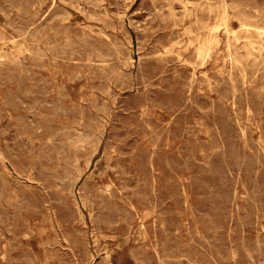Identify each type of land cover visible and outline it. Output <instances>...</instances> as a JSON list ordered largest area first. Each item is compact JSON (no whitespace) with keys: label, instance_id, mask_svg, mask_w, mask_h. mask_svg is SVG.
I'll return each instance as SVG.
<instances>
[{"label":"rangeland","instance_id":"374dc122","mask_svg":"<svg viewBox=\"0 0 264 264\" xmlns=\"http://www.w3.org/2000/svg\"><path fill=\"white\" fill-rule=\"evenodd\" d=\"M98 1L0 0V264H245L243 260L246 264H264V0ZM250 3L254 5L253 8ZM53 11L55 14H52ZM70 27L71 29H64ZM178 40L181 41L180 44ZM124 61L127 63L124 64ZM256 61L263 63L259 65ZM71 62L76 63V66ZM235 69L238 70L234 71ZM72 109L75 111H71ZM77 120L79 124L75 123ZM189 120H192L191 123ZM203 140L204 143L201 142ZM94 142L99 143L98 146ZM149 168L151 169L148 170ZM127 175L129 176L126 177ZM122 185L124 189H121ZM113 186L117 188L114 189ZM87 194L93 195L89 197ZM65 210L69 213L64 212ZM53 239L55 240L52 241ZM152 258H156L155 261Z\"/></svg>","mask_w":264,"mask_h":264},{"label":"bare ground","instance_id":"6f19581e","mask_svg":"<svg viewBox=\"0 0 264 264\" xmlns=\"http://www.w3.org/2000/svg\"><path fill=\"white\" fill-rule=\"evenodd\" d=\"M25 1H26V0H25ZM89 1H90V0H89ZM94 1H95V0H94ZM97 1H98V0H97ZM101 1H102V0H101ZM117 1H118V0H117ZM152 1H153V0H152ZM198 1H199V0H198ZM38 2H39V1H38ZM65 2H66V1H65ZM77 2H78V1H77ZM87 2H88V1H87ZM87 2H86V4H87ZM98 2H100V1H98ZM131 2H132V1H131ZM154 2H155V1H154ZM154 2H153V3H154ZM159 2H161V1H159ZM189 2H190V1H189ZM263 2H264V1H263ZM3 3H4V2H3ZM16 3H17V2H16ZM78 3H79V2H78ZM78 3H77V4H78ZM91 3H92V2H91ZM94 3H95V2H94ZM96 3H97V2H96ZM124 3H125V2H124ZM139 3H140V2H139ZM147 3H148V2H147ZM149 3H150V2H149ZM202 3H203V1H202ZM4 4H5V3H4ZM77 4H76V5H77ZM220 4H221V3H220ZM224 4H225V3H224ZM245 4H246V3H245ZM250 4H252V3H250ZM255 4H256V2L254 3V5H255ZM26 5H27V3H26ZM38 5H39V4H38ZM80 5H81V4H80ZM97 5H99V3H98ZM176 5H177V4H176ZM246 5H247V4H246ZM252 5H253V4H252ZM254 5L251 6V7L253 8ZM50 6H51V5H50ZM123 6H124V4H123ZM145 6H146V5H145ZM166 6H167V5H166ZM216 6H217V5H216ZM255 6H256V5H255ZM1 7H2V6H1ZM137 7H138V6H137ZM202 7H204V5H202ZM202 7H200V8H202ZM221 7H222V6H221ZM10 8H11V7H10ZM103 8H104V7H103ZM113 8H114V7H113ZM241 8H243V7H241ZM35 9H36V8H35ZM38 9H39V8H38ZM38 9H37V10H38ZM65 9H66V8H65ZM105 9H106V8H105ZM125 9H126V8H125ZM125 9H123V10H125ZM139 9H140V8H139ZM159 9H160V8H159ZM165 9H166V8H165ZM180 9H181V8H180ZM202 9H203V8H202ZM204 9H205V7H204ZM208 9H209V8H208ZM215 9H216V7H215ZM8 10H10V9L8 8ZM32 10H33V9H32ZM61 10H62V9H61ZM63 10H64V8H63ZM118 10H119V9H118ZM120 10H121V9H120ZM162 10H163V9H162ZM177 10H178V9H177ZM206 10H207V9H206ZM209 10H210V9H209ZM209 10H207V11H209ZM241 10H242V9H241ZM241 10H240L239 12H241ZM2 11H3V9H2ZM57 11H58V10H57ZM65 11H66V10H65ZM67 11H68V10H67ZM67 11H66V12H67ZM140 11H141V10H140ZM165 11H166V10H165ZM178 11H179V10H178ZM207 11H206V12H207ZM242 11H243V10H242ZM249 11H250V10H249ZM16 12H19V11H16ZM27 12H28V11H27ZM63 12H64V11H63ZM63 12H62V13H63ZM82 12H84V11L82 10ZM123 12H124V11H123ZM170 12H171V11H170ZM199 12H200V11H199ZM204 12H205V11H204ZM209 12H210V11H209ZM5 13H6V12H5ZM7 13H8V12H7ZM14 13H15V12H14ZM60 13H61V12H60ZM80 13H81V12H80ZM88 13H89V12H88ZM90 13H91V12H90ZM94 13H95V12H94ZM121 13H122V12H121ZM153 13H154V12H153ZM158 13H159V12H158ZM180 13H181V12H180ZM202 13H203V12H202ZM242 13H243V12H242ZM42 14H43V13H42ZM52 14H55V12L53 11ZM52 14H51V16H52ZM67 14L69 15V12H68ZM82 14H83V13H82ZM92 14H93V13H92ZM105 14H106V12H105ZM105 14H104V15H105ZM116 14H117V13H116ZM119 14H120V13H119ZM159 14H160V13H159ZM162 14H164V13H162ZM183 14L185 15L184 12H183ZM208 14H209V13H208ZM237 14H238V12H237ZM240 14H241V13H240ZM33 15H34V14H33ZM37 15H38V14H37ZM94 15H95V14H94ZM102 15H103V14H102ZM124 15H125V14H124ZM130 15H131V14H130ZM167 15H168V14H167ZM247 15H248V14H247ZM3 16H4V15H3ZM34 16H36V15H34ZM43 16H44V15H43ZM59 16H61V15H59ZM90 16H92V15H90ZM99 16H101V14H100ZM115 16H116V15H115ZM209 16H210V15H209ZM31 17H32V16H31ZM31 17H30V18H31ZM63 17H64V15H63ZM65 17H66V16H65ZM92 17H97V16H92ZM118 17H120V16H118ZM121 17H122V16H121ZM163 17H164V16H163ZM166 17H167V16H166ZM177 17H178V16H177ZM5 18H6V17H5ZM208 18H209V17H208ZM12 19H13V18H12ZM39 19H40V18H39ZM57 19H58V18H57ZM117 19H118V18H117ZM121 19H122V18H121ZM166 19H167V18H166ZM168 19H169V17H168ZM168 19H167V20H168ZM236 19H237V18H236ZM15 20H16V19H15ZM40 20H41V19H40ZM52 20H53V19H52ZM93 20H94V19H93ZM259 20H260V19H259ZM27 21H28V20H27ZM33 21H34V20H33ZM33 21H32V22H33ZM97 21H98V20H97ZM118 21H119V20H118ZM146 21H147V19H146ZM154 21H155V20H154ZM162 21H163V20H162ZM238 21H239V20H238ZM15 22H16V21H15ZM109 22H110V21H109ZM111 22H113V21H111ZM152 22H153V21H152ZM8 23H9V22H8ZM35 23H36V22H35ZM101 23H102V22H101ZM104 23H105V22H104ZM113 23H114V22H113ZM129 23H130V22H129ZM132 23H133V22H132ZM192 23L195 24V22H192ZM5 24H6V23H5ZM5 24H4V25H5ZM31 24H32V23H31ZM47 24H48V23H47ZM50 24H51V23H50ZM150 24H151V23H150ZM158 24H159V22H158ZM19 25H20V24H19ZM84 25H85V24H84ZM90 25H91V24H90ZM94 25H95V24H94ZM104 25H106V24H104ZM121 25H122V24H121ZM159 25H163V24H159ZM159 25H158V26H159ZM7 26H8V25H7ZM33 26H34V25H33ZM39 26H40V25H39ZM39 26H38V27H39ZM47 26H48V25H47ZM58 26H59V25H58ZM73 26H75V25H73ZM81 26H82V25H81ZM91 26H93V25H91ZM91 26H90V27H91ZM151 26H152V25H151ZM165 26H166V25H165ZM193 26H194V25H193ZM193 26H192V27H193ZM245 26H247V25H245ZM54 27H55V26H54ZM66 27H68V26H66ZM83 27H84V26H83ZM96 27H97V25H96ZM112 27H113V26H112ZM112 27H111V28H112ZM114 27H115V26H114ZM136 27H137V26H136ZM148 27H149V26H148ZM148 27H147V28H148ZM194 27H195V26H194ZM262 27H263V26H262ZM2 28H3V27H2ZM13 28H14V27H13ZM27 28H28V26H27ZM29 28H30V27H29ZM85 28H86V27H85ZM122 28H123V27H122ZM163 28H164V26H163ZM203 28H204V27H203ZM42 29H43V28H42ZM49 29H50V28H49ZM64 29H65V30H66V29H71V27H70V28H64ZM102 29H103V28H102ZM113 29H114V28H113ZM120 29H121V28H120ZM136 29H137V28H136ZM136 29H135V30H136ZM156 29H157V28H156ZM200 29H202V28L200 27ZM223 29H224V28H223ZM10 30H11V28H10ZM59 30H60V29H59ZM62 30H63V27H62ZM74 30H75V29H74ZM87 30H88V29L86 28V32H87ZM141 30H142V29H141ZM160 30H161V29H160ZM167 30H168V29H167ZM93 31H94V30H93ZM17 32H18V31H17ZM40 32H41V30H40ZM61 32L63 33V31H61ZM78 32H79V31H78ZM89 32H90V31H89ZM100 32H101V31H100ZM157 32H158V31H157ZM262 32H263V31H262ZM73 33H75V32H73ZM94 33H96V32H94ZM139 33H140V32H139ZM162 33H163V32H162ZM178 33H179V32H178ZM210 33H211V32H210ZM1 34H3V33H1ZM56 34H57V33H56ZM59 34H60V33H59ZM79 34H80V33H79ZM82 34H83V33H82ZM86 34H88V33H86ZM166 34H167V33H166ZM227 34H228V33H227ZM259 34H260V33H259ZM39 35H40V34H39ZM44 35H45V33H44ZM74 35H75V34H74ZM91 35H92V34H90V36H91ZM93 35H95V34H93ZM160 35H161V34H160ZM209 35H210V34H209ZM1 36H2V35H1ZM4 36H5V35H4ZM42 36H43V35H42ZM80 36H82V35H80ZM85 36H86V35H85ZM138 36H139V35H138ZM161 36H162V35H161ZM183 36H184V35H183ZM232 36H233V35H232ZM12 37H13V35H12ZM18 37H20V36H18ZM54 37H55V36H54ZM77 37H78V36H77ZM88 37H89V36H88ZM95 37H96V36H95ZM162 37H164V35H163ZM177 37H178V36H177ZM209 37H210V36H209ZM243 37H245V36H243ZM0 38H1V37H0ZM78 38H80V37H78ZM83 38H84V36H83ZM98 38H99V37H98ZM101 38H103V36L100 37V39H101ZM109 38H110V37H109ZM111 38H112V37H111ZM124 38H125V37H124ZM150 38H151V37H150ZM178 38H179V37H178ZM238 38H239V37H238ZM246 38H247V37H246ZM2 39H3V38H2ZM6 39H7V38H6ZM8 39H9V38H8ZM14 39H15V38H14ZM24 39H25V38H24ZM28 39H29V38H28ZM33 39H34V38H33ZM65 39H66V38H65ZM76 39H77V38H76ZM88 39H89V38H88ZM100 39H99V40H100ZM118 39H119V38H118ZM127 39H128V38H127ZM127 39H126V40H127ZM156 39H157V38H156ZM180 39H182V38H180ZM212 39H213V38H212ZM12 40H13V39H12ZM37 40H38V39H37ZM37 40H36L35 42H37ZM53 40H54V39H53ZM62 40H63V39H62ZM73 40H74V39H73ZM109 40H110V39H109ZM166 40H167V39H166ZM13 41H14V40H13ZM38 41H39V40H38ZM121 41H122V40H121ZM121 41H120V42H121ZM156 41H157V40H156ZM159 41H162V40H159ZM178 41H179L178 43L180 44L181 41H180V40H178ZM31 42H32V41H31ZM33 42H34V41H33ZM50 42H52V41H50ZM56 42H57V41H56ZM58 42H59V41H58ZM72 42H74V41H72ZM80 42H81V41H80ZM118 42H119V40H118ZM137 42H138V41H137ZM48 43H49V42H48ZM62 43H63V42H62ZM70 43H71V42H70ZM102 43H103V41H102ZM128 43H129V40H128ZM158 43H159V42H158ZM208 43H209V42H208ZM46 44H47V43H46ZM67 44H68V43H67ZM103 44H104V43H103ZM107 44H108V41H107ZM144 44H145V43H144ZM155 44H156V43H155ZM170 44H171V43H170ZM176 44H177V43H176ZM179 44H178V45H179ZM228 44H229V43H228ZM49 45H51V44H49ZM49 45H48V46H49ZM59 45H60V44H59ZM62 45H63V44H62ZM65 45H66V44H65ZM69 45H70V44H69ZM73 45H74V44H73ZM149 45H150V44H149ZM167 45H168V44H167ZM226 45H227V44H226ZM48 46L46 45V47H48ZM66 46H67V45H66ZM113 46H114V45H113ZM119 46H120V45H119ZM125 46H126V45H125ZM151 46H152V45H151ZM171 46H172V45H171ZM206 46H207V45H206ZM21 47H22V46H21ZM56 47H57V46H56ZM59 47H60V46H59ZM59 47H58V48H59ZM67 47H69V46H67ZM93 47H94V46H93ZM109 47H110V46H109ZM117 47H118V46H117ZM143 47H144V46H143ZM156 47H157V46H156ZM164 47H165V46H164ZM164 47H163V48H164ZM0 48H1V47H0ZM10 48H11V47H10ZM33 48H34V47H33ZM37 48H39V47H37ZM37 48H36V49H37ZM54 48H55V46H54ZM62 48H64V47L62 46ZM84 48H85V47H84ZM89 48H91V47H89ZM126 48H127V46H126ZM151 48H152V47H151ZM172 48H173V47H172ZM19 49L22 50L23 48H19ZM34 49H35V48H34ZM43 49H44V48H43ZM50 49H51V48H50ZM56 49H57V48H56ZM167 49H168V48H167ZM178 49H179V48H178ZM27 50L29 51L28 48H27ZM40 50H41V49H40ZM46 50H47V49H46ZM90 50H91V49H90ZM90 50H89V51H90ZM170 50H171V48H170ZM170 50L168 49V51H170ZM2 51H3V50H2ZM25 51H26V50H25ZM34 51H35V50H34ZM34 51H33V52H34ZM37 51H38V50H37ZM52 51H53V50H52ZM83 51H84V50H83ZM94 51H95V50H94ZM125 51H126V50H125ZM166 51H167V50H166ZM171 51H172V50H171ZM180 51H182V50H180ZM8 52H9V51H8ZM8 52H7V53H8ZM21 52H22V51H21ZM43 52H45V51H43ZM49 52H50V50H49ZM117 52H118V51H117ZM161 52H164V51H161ZM175 52L178 53V51H176V50H175ZM202 52H203V51H202ZM22 53H23V52H22ZM24 53H25V52H24ZM34 53H35V52H34ZM50 53H51V52H50ZM53 53H54V51H53ZM67 53H69V52H67ZM67 53H66V54H67ZM88 53H90V52H88ZM91 53H92V51H91ZM142 53H143V52H142ZM168 53H170V52H168ZM182 53H183V52H182ZM203 53H204V52H203ZM5 54H6V53L4 52V55H5ZM30 54L32 55V53H30ZM74 54H75V53H74ZM76 54H77V53H76ZM118 54H119V53H118ZM128 54H129V53H128ZM163 54L165 55V53H163ZM171 54H172V53H171ZM188 54H189V53H188ZM188 54H187V55H188ZM194 54H195V53H194ZM206 54H207V52H206ZM8 55H9V54H8ZM46 55H47V54H46ZM61 55H62V54H61ZM96 55H97V54H95V56H96ZM116 55H117V53H116ZM138 55H139V54H138ZM174 55H175V54H174ZM178 55H179V53H178ZM10 56H11V55H10ZM54 56H55V55H54ZM62 56H63V55H62ZM121 56H122V55H121ZM155 56H156V55H155ZM180 56H181V55H180ZM195 56H196V55H195ZM6 57H8V56H6ZM11 57H12V56H11ZM16 57H17V56H16ZM16 57H15V58H16ZM23 57H24V56H23ZM27 57H28V56H27ZM44 57H45V56H44ZM51 57H52V56H51ZM80 57H81V56H80ZM85 57H86V56H85ZM98 57H99V56H98ZM170 57H171V56H170ZM178 57H179V56H178ZM184 57H185V56H184ZM13 58H14V56H13ZM24 58H25V57H24ZM56 58H59V57H56ZM70 58H71V57H70ZM139 58H140V57H139ZM164 58H165V57H164ZM261 58H262V57H261ZM5 59L7 60V58H5ZM129 59H130V58H129ZM201 59H202V58H201ZM263 59H264V58H263ZM35 60H36V59H35ZM55 60H56V59H55ZM55 60H54V61H55ZM100 60H101V58H100ZM123 60H124V59H123ZM153 60H154V59H153ZM235 60H236V58H235ZM11 61H12V60H11ZM14 61H15V60H14ZM18 61H19V60H18ZM32 61H33V59H32ZM38 61H39V60H38ZM56 61H57V60H56ZM70 61H71V60H70ZM75 61H77V60H75ZM79 61H81V60H79ZM113 61H114V60H113ZM173 61H174V59H173ZM173 61H172V62H173ZM182 61H183V60H182ZM242 61H244V60H242ZM262 61H263V60H262ZM19 62H20V61H19ZM61 62H62V61H61ZM111 62H112V61H111ZM128 62H129V61H128ZM146 62H147V61H146ZM195 62H196V61H195ZM256 62H257V64L259 63L258 61H256ZM4 63H5V62H4ZM21 63H23V62H21ZM34 63H36V62H34ZM41 63H42V62H41ZM41 63H40V64H41ZM53 63H54V62H53ZM71 63H72V62H71ZM82 63L84 64V62H82ZM85 63H86V62H85ZM87 63H88V61H87ZM114 63H115V62H114ZM125 63H127V62L124 61V64H125ZM198 63H199V62H198ZM234 63H235V62H234ZM245 63H246V60H245ZM260 63L262 64L263 62L260 61ZM260 63H259V65H260ZM75 64H76V63H75ZM75 64L72 63V65L76 66ZM102 64H104V63H102ZM108 64H109V63H108ZM117 64H118V63H116V65H117ZM120 64H121V63H120ZM128 64H129V63H128ZM175 64H176V62H175ZM182 64H183V63H182ZM201 64H202V63H201ZM201 64H199V65H201ZM235 64H236V63H235ZM7 65H8V63H7ZM34 65H35V64H34ZM37 65H38V64H37ZM80 65H81V64H80ZM87 65H88V64H87ZM99 65H100V64H99ZM122 65H123V64H122ZM158 65H159V64H158ZM178 65H180V63L177 64V66H178ZM239 65H241V64H239ZM14 66H15V65H14ZM17 66H18V65H17ZM24 66H26V65H24ZM70 66H71V65H70ZM93 66H95V65H93ZM108 66H109V65H108ZM244 66H245V65H244ZM252 66H253V65H252ZM254 66H255V65H254ZM11 67H12V66H11ZM11 67H10V68H11ZM71 67H72V66H71ZM116 67H117V66H116ZM118 67H119V66H118ZM118 67H117V68H118ZM123 67H124V66H123ZM235 67H236V66H235ZM235 67H234V68H235ZM1 68H2V67H1ZM42 68H43V67H42ZM89 68H90V67H89ZM92 68H93V67H92ZM168 68H169V67H168ZM175 68H176V67H175ZM251 68H252V67H251ZM5 69H6V68H5ZM23 69H24V68H23ZM23 69H22V70H23ZM65 69H66V68H65ZM72 69H73V68H72ZM75 69H76V68H75ZM118 69H119V68H118ZM118 69H116V70L118 71ZM149 69H150V68H149ZM238 69H239V68H238ZM238 69H235L234 71H236V70H238ZM248 69H249V68H248ZM29 70H30V68H29ZM33 70H34V69H33ZM106 70H107V69H106ZM116 70H115V72H116ZM158 70H159V69H158ZM163 70H164V69H163ZM175 70H176V69H175ZM229 70H231V69H229ZM242 70H243V72H244L243 67H242ZM242 70H241V71H242ZM72 71H73V70H72ZM74 71H75V70H74ZM90 71H91V69H90ZM146 71H147V70H146ZM168 71H169V70H168ZM172 71H173V70H172ZM176 71H177V70H176ZM241 71H240V72H241ZM246 71H247V70H246ZM246 71H245V72H246ZM252 71H253V70H252ZM263 71H264V70H263ZM82 72H83V71H82ZM109 72H110V71H109ZM130 72H131V71H130ZM155 72H156V71H155ZM155 72H154V73H155ZM178 72H179V71H178ZM178 72H177V73H178ZM226 72H227V71H226ZM240 72H239V74H240ZM250 72H251V70H250ZM254 72H255V71H254ZM2 73H3V72H2ZM35 73H37V72H35ZM73 73H76V72H73ZM86 73H87V72H86ZM90 73H91V72H90ZM99 73H100V72H99ZM110 73H111V72H110ZM112 73H113V72H112ZM177 73H176V74H177ZM181 73H182V72H181ZM246 73H247V72H246ZM261 73H262V72H261ZM84 74H85V73H84ZM113 74H114V73H113ZM115 74H117V73H115ZM119 74H120V72H119ZM133 74H134V73H133ZM156 74H157V72H156ZM159 74H160V73H159ZM166 74H167V72H166ZM166 74H165V75H166ZM174 74H175V73H174ZM218 74H219V73H218ZM241 74H242V73H241ZM243 74H244V73H243ZM100 75H101V74H100ZM107 75H108V74H107ZM107 75H106V76H107ZM161 75H162V74H161ZM182 75H183V73H182ZM192 75H193V74H192ZM213 75H216V74H213ZM229 75H230V74H229ZM231 75H232V74H231ZM231 75H230V76H231ZM260 75H261V74H260ZM28 76H29V75H28ZM81 76H84V75H81ZM86 76H89V75H86ZM91 76H92V75H91ZM91 76H89V77H91ZM120 76H121V75H120ZM168 76L171 77V75H168ZM187 76H188V75H187ZM187 76H186V78H187ZM203 76H205V75H203ZM221 76H222V75H221ZM226 76H227V75H226ZM230 76H228V78H229ZM233 76H234V75H233ZM103 77H104V75H103ZM131 77H132V76H131ZM164 77H165V76H164ZM173 77H174V76H173ZM189 77H190V76H189ZM211 77H212V76H211ZM231 77H232V76H231ZM234 77H235V76H234ZM1 78H2V77H1ZM29 78H30V76H29ZM31 78H35V77H31ZM43 78H45V77H43ZM98 78H99V77H98ZM107 78H108V77H107ZM111 78H112V77H111ZM111 78H110V79H111ZM152 78H153V77H152ZM152 78H151V79H152ZM202 78H203V77H202ZM243 78H245V77H243ZM251 78H252V77H251ZM74 79H75V78H74ZM79 79H80V78H79ZM79 79H77V80H79ZM151 79H150V80H151ZM168 79H169V78H168ZM199 79H200V78H199ZM224 79H225V78H224ZM7 80H8V79H7ZM7 80H6V82H7ZM14 80H15V79H14ZM70 80H71V79H70ZM70 80H69V81H70ZM115 80H116V78H115ZM131 80H132V79H131ZM200 80H201V79H200ZM200 80H199V81H200ZM202 80H204V79H202ZM234 80H235V79H234ZM242 80H244V79H242ZM26 81H27V80H26ZM50 81H51V80H50ZM74 81H75V80H74ZM90 81H91V80H90ZM106 81H107V79H106ZM151 81H152V80H151ZM171 81H172V80H171ZM213 81H214V80H213ZM219 81H220V80H219ZM231 81H232V80H231ZM8 82H9V81H8ZM8 82H7V83H8ZM11 82H12V81H11ZM27 82H28V81H27ZM43 82H44V81H43ZM48 82H49V81H48ZM110 82H111V81H110ZM149 82H150V81H149ZM175 82H176V80H175ZM201 82H202V81H201ZM217 82H218V81H217ZM217 82H216V83H217ZM233 82H234V81H233ZM243 82H244V81H243ZM46 83H47V82H46ZM130 83H131V82H130ZM146 83H147V82H146ZM235 83H236V82H235ZM237 83H239V82H237ZM241 83H242V82H241ZM254 83H255V82H254ZM8 84H9V83H8ZM12 84H13V83H12ZM62 84H63V83H62ZM135 84H136V83H135ZM189 84H190V83H189ZM197 84H199V83H197ZM207 84H208V83H207ZM225 84H226V82H225ZM242 84H243V83H242ZM106 85H107V84H106ZM118 85H119V84H118ZM126 85H129V84H126ZM126 85H125V86H126ZM132 85H133V84H132ZM166 85H167V84H166ZM184 85H185V84H184ZM213 85H214V84H213ZM220 85H221V84H220ZM232 85H234V83H233ZM4 86H5V85H4ZM16 86H17V85H16ZM35 86H36V85H35ZM61 86H62V85H61ZM90 86H91V85H90ZM101 86H102V85H101ZM103 86H104V84H103ZM130 86H131V85H130ZM168 86H169V85H168ZM187 86H188V85H187ZM0 87H1V86H0ZM46 87H47V86H46ZM106 87H107V86H106ZM106 87H103V88H106ZM110 87H111V86H110ZM214 87H215V86H214ZM217 87L220 88V86H217ZM221 87H222V86H221ZM226 87H227V86H226ZM34 88H35V87H34ZM48 88H49V87H48ZM51 88H52V87H51ZM91 88H93V86H92ZM91 88H90V89H91ZM101 88H102V87H101ZM139 88H140V87H139ZM141 88H142V87H141ZM178 88H179V87H178ZM197 88H198V87H197ZM261 88H262V87H261ZM16 89H18V88H16ZM96 89H98V88H96ZM107 89H110V88H107ZM107 89H106V90H107ZM119 89H120V88H119ZM128 89H129V88H128ZM180 89H181V88H180ZM192 89H193V88H192ZM198 89H199V88H198ZM212 89H213V87H212ZM65 90H66V89H65ZM156 90H157V89H156ZM162 90H163V89H162ZM216 90H217V89H216ZM218 90H219V89H218ZM221 90H222V88H221ZM234 90L236 91V88H235ZM51 91H52V90H51ZM90 91H91V90H90ZM100 91H101V90H100ZM104 91H105V90H104ZM107 91H108V90H107ZM110 91H111V90H110ZM123 91H125V90H123ZM139 91H140V90H139ZM157 91H158V90H157ZM177 91H180V90H177ZM184 91H185V89H184ZM184 91H183V92H184ZM188 91H189V90H188ZM192 91H193V90H192ZM222 91H223V90H222ZM59 92H60V91H59ZM59 92H58V93H59ZM133 92H134V91H133ZM160 92H161V91H160ZM170 92H172V91H170ZM173 92H175V90H174ZM186 92H187V91H186ZM195 92H197V90H196ZM195 92H194V93H195ZM216 92H217V91H216ZM216 92H215V93H216ZM220 92H221V91H219V93H220ZM239 92H240V91H239ZM60 93H62V92H60ZM92 93H93V92H92ZM96 93H97V92H96ZM140 93H141V92H140ZM165 93L167 94L168 92H165ZM181 93H182V92H181ZM191 93H192V92H191ZM194 93H193V94H194ZM221 93H222V92H221ZM105 94H106V93H105ZM166 94H165V96H166ZM174 94H175V93H174ZM176 94H178V93L176 92ZM179 94H180V93H179ZM196 94H197V93H196ZM196 94H195V95H196ZM230 94H231V93H230ZM235 94H236V92H235ZM4 95H5V94H4ZM33 95H35V94L33 93ZM36 95H37V94H36ZM94 95H95V94H94ZM156 95H157V94H156ZM158 95H159V94H158ZM161 95H162V94H161ZM233 95H234V94H233ZM21 96H22V95H21ZM29 96H30V94H29ZM57 96H60V95L58 94ZM111 96H112V95H111ZM152 96H153V95H152ZM165 96H164V97H165ZM171 96H172V95H171ZM183 96H184V95H183ZM220 96H221V94H220ZM220 96H219V97H220ZM231 96H232V95H231ZM241 96H242V95H241ZM245 96H246V95H245ZM245 96L243 95V97H245ZM259 96H261V95H259ZM93 97H94V96H93ZM97 97H98V96H97ZM132 97L134 98V96H132ZM156 97H157V96H156ZM185 97H186V96H185ZM187 97H188V96H187ZM187 97H186V98H187ZM232 97H233V96H232ZM243 97H242V98H243ZM0 98H1V96H0ZM24 98H26V97H24ZM46 98H47V97H46ZM103 98H104V97H103ZM108 98H109V97H108ZM112 98H113V97H112ZM196 98H197V97H196ZM199 98H200V96H199ZM199 98H198V99H199ZM201 98H202V97H201ZM227 98H229V97H227ZM5 99H6V96H5ZM10 99H11V98H10ZM55 99H56V98H55ZM113 99H114V98H113ZM119 99H120V98H119ZM122 99H124V98H122ZM122 99H121V100H122ZM125 99H126V98H125ZM129 99H130V98H129ZM137 99H138V98H137ZM139 99H140V98H139ZM163 99H164V98H163ZM171 99H172V98H171ZM206 99H207V98H206ZM210 99H211V98H210ZM240 99H241V98H240ZM240 99H238V100H240ZM1 100H2V99H1ZM28 100H29V99H27V101H28ZM127 100H128V99H127ZM177 100H178V98H177ZM184 100H185V99H184ZM186 100H187V99H186ZM202 100H203V99H202ZM207 100H209V99H207ZM3 101H4V100H3ZM18 101H19V100H18ZM55 101H57V99H56ZM128 101H129V100H128ZM187 101H189V100H187ZM196 101H199V100H196ZM215 101H216V99H215ZM218 101H219V100H218ZM222 101H223V100H222ZM226 101H227V100H226ZM107 102H108V101H107ZM114 102H115V101H114ZM122 102H123V101H122ZM124 102H125V101H124ZM134 102H135V101H134ZM173 102H174V100H173ZM179 102H180V101H179ZM182 102H183V101H182ZM182 102H181V103H182ZM191 102H192V101H191ZM203 102H204V101H203ZM207 102H208V101H207ZM227 102H228V101H227ZM2 103H3V102H2ZM57 103H58V101H57ZM126 103H127V101H126ZM143 103H144V102H143ZM165 103H166V102H165ZM192 103H194V102H192ZM196 103H197V102H196ZM198 103H199V102H198ZM204 103H205V102H204ZM208 103H210V102H208ZM18 104H19V103H17V105H18ZM26 104H27V103H26ZM79 104H80V103H79ZM95 104H96V103H95ZM134 104H135V103H134ZM202 104H203V103H202ZM211 104H212V103H211ZM216 104H218V103L216 102ZM24 105H25V104H24ZM87 105H88V104H87ZM142 105H143V104H142ZM182 105H183V103H182ZM196 105H197V104H196ZM254 105H255V104H254ZM76 106H78V105H76ZM76 106H75V107H76ZM124 106H125V105H124ZM131 106H132V105H131ZM201 106H202V105H201ZM206 106H207V105H206ZM212 106H213V105H212ZM216 106H217V105H216ZM220 106H221V105H220ZM7 107H8V106H7ZM66 107H67V106H66ZM132 107H133V106H132ZM144 107H145V106H144ZM156 107H157V106H156ZM193 107H194V106H193ZM202 107H203V106H202ZM217 107H218V106H217ZM217 107H216V108H217ZM252 107H253V106H252ZM81 108H82V107H81ZM81 108H79V109H81ZM110 108H111V107H110ZM138 108H139V107H138ZM140 108H141V107H140ZM153 108H154V107H153ZM209 108H210V107H209ZM213 108H214V107H213ZM246 108H247V106H246ZM47 109H49V107H48ZM73 109H75V108H73ZM73 109H72L71 111H75V110H73ZM77 109H78V108H77ZM82 109H83V108H82ZM85 109H86V108H85ZM121 109H122V108H121ZM125 109H126V108H125ZM149 109H150V107H149ZM225 109H226V108H225ZM6 110H7V109H6ZM183 110H184V109H183ZM197 110H198V108H197ZM207 110H208V109H207ZM209 110H210V109H209ZM209 110H208V111H209ZM214 110H215V109H214ZM228 110H229V109H228ZM23 111H24V110H23ZM47 111H48V110H47ZM68 111H69V110H68ZM78 111H79V110H78ZM83 111H84V110H83ZM85 111H86V110H85ZM133 111H134V110H133ZM138 111H139V110H138ZM149 111H150V110H149ZM176 111H177V110H176ZM193 111H194V110H193ZM210 111H211V110H210ZM233 111H234V110H233ZM258 111H259V110H258ZM15 112H16V111H14V113H15ZM25 112H26V111H25ZM52 112H53V111H52ZM66 112H67V111H66ZM87 112H88V111H87ZM101 112H102V111H101ZM144 112H146V111H144ZM183 112H184V111H183ZM216 112H217V111H216ZM256 112H257V111H256ZM263 112H264V111H263ZM0 113H1V112H0ZM6 113H7V112H6ZM39 113H41V112H39ZM43 113H44V112H43ZM115 113H116V112H115ZM149 113H150V112H149ZM178 113H179V112H178ZM236 113H237V112H236ZM236 113H235V115H236ZM53 114H54V113H53ZM84 114H85V113H84ZM88 114H89V113H88ZM104 114H105V113H104ZM107 114H108V112H107ZM110 114H111V113H110ZM116 114H117V113H116ZM119 114H120V113H119ZM176 114H177V113H176ZM211 114H212V113H211ZM230 114H231V112H230ZM258 114H259V113H258ZM5 115H6V114H5ZM30 115H31V114H30ZM43 115H44V114H43ZM64 115H65V114H64ZM66 115H67V114H66ZM77 115H78V114H77ZM82 115H83V114H82ZM85 115H86V114H85ZM137 115H138V114H137ZM141 115H142V114H141ZM185 115H186V114H185ZM185 115H184V116H185ZM191 115H192V114H191ZM225 115H226V114H225ZM6 116H7V115H6ZM6 116H5V117H6ZM15 116H16V115H15ZM57 116H58V115H57ZM73 116H74V115H73ZM101 116H102V115H101ZM117 116H118V115H117ZM121 116H122V115H121ZM192 116H194V115H192ZM218 116H219V114H218ZM228 116H229V115H228ZM30 117H31V116H30ZM41 117H43V116H41ZM75 117H76V116H75ZM81 117H84V116H81ZM87 117H88V116H87ZM114 117H115V116H114ZM122 117H123V116H122ZM143 117H144V116H143ZM148 117H149V116H148ZM186 117H188V116H186ZM214 117H215V116H214ZM216 117H217V116H216ZM216 117H215V118H216ZM226 117H227V115H226ZM72 118H73V117H72ZM84 118H85V117H84ZM101 118H102V117H101ZM116 118H117V117H116ZM170 118H172V117H170ZM189 118H190V117H189ZM194 118H195V117H194ZM194 118H193V119H194ZM202 118H203V117H202ZM209 118H210V117H209ZM211 118H212V116H211ZM224 118H225V117H224ZM0 119H1V118H0ZM73 119H74V118H73ZM80 119H81V118H80ZM82 119H83V118H82ZM88 119H90V118H88ZM124 119H125V118H124ZM137 119H138V118H136V120H137ZM149 119H150V117H149ZM179 119H180V118H179ZM181 119H182V118H181ZM186 119H188V118H186ZM195 119H196V118H195ZM1 120H2V119H1ZM51 120H52V119H51ZM53 120H54V119H53ZM78 120H79V119H78ZM78 120H77L75 123H77ZM100 120H101V119H100ZM120 120H121V119H120ZM132 120H133V118H132ZM139 120H140V119H139ZM171 120H172V119H171ZM203 120H204V119H203ZM6 121H7V120H6ZM12 121H13V120H12ZM117 121H118V120H117ZM133 121H134V120H133ZM140 121H141V120H140ZM142 121H144V120L142 119ZM180 121H181V120H180ZM190 121H192V120H189V122H190ZM215 121H217V120H215ZM86 122H87V121H86ZM86 122H85V123H86ZM118 122H119V121H118ZM196 122H197V121H196ZM91 123H93V122H91ZM98 123H99V122H98ZM106 123H107V122H106ZM112 123H113V122H112ZM145 123H146V122H145ZM154 123H155V122H154ZM165 123H166V122H165ZM173 123H174V122H173ZM177 123H178V122H177ZM190 123H191V122H190ZM203 123H204V122H203ZM203 123H202V124H203ZM208 123H209V126H208V127H210L211 124H210V122H208ZM214 123H215V122H214ZM4 124H5V123H4ZM16 124H17V123H16ZM71 124H72V123H71ZM73 124H74V123H73ZM77 124H79V122H78ZM205 124H207V123H205ZM18 125H19V124H18ZM47 125H48V124H47ZM81 125H82V124H81ZM132 125H133V124H132ZM157 125H158V123H157ZM178 125H179V124H178ZM180 125H181V124H180ZM213 125H214V124H213ZM0 126H1V125H0ZM3 126H4V125H3ZM15 126H16V125H15ZM48 126H49V125H48ZM100 126H101V125H100ZM155 126H156V125H155ZM158 126H159V125H158ZM173 126H174V125H173ZM182 126H183V125H182ZM192 126H193V125H192ZM203 126H204V125H203ZM98 127H99V126H98ZM101 127H102V126H101ZM166 127H167V125H166ZM174 127H175V126H174ZM189 127H190V126H189ZM211 127H212V126H211ZM50 128H51V126H50ZM60 128H62V127H60ZM84 128H85V127H84ZM110 128H112V127H110ZM126 128H127V127H126ZM126 128H125V130H126ZM156 128H157V127H156ZM196 128H197V127H196ZM204 128H205V127H204ZM46 129H48V127H47ZM55 129H57V128H55ZM63 129H65V128H63ZM85 129H86V128H85ZM98 129H99V128H98ZM98 129H97V130H98ZM148 129H149V128H148ZM182 129H183V128H182ZM189 129H190V128H189ZM192 129H193V128H192ZM194 129H195V128H194ZM208 129H210V128H208ZM219 129H220V128H219ZM230 129H231V128H230ZM238 129H239V128H238ZM12 130H13V129H12ZM26 130H27V129H26ZM57 130H58V129H57ZM60 130H62V129H60ZM69 130H71V129H69ZM69 130H68V135H69ZM73 130H74V129H73ZM93 130H94V128H93ZM118 130H119V129H118ZM144 130H145V129H144ZM179 130H180V129H179ZM201 130H202V129H201ZM203 130H205V129H203ZM206 130H207V129H206ZM233 130H234V129H233ZM243 130H244V129H243ZM21 131H22V130H21ZM30 131H31V130H30ZM80 131H81V130H80ZM98 131H100V129H99ZM142 131H143V130H142ZM188 131H189V130H188ZM212 131H213V129H212ZM0 132H1V131H0ZM22 132H23V131H22ZM44 132H45V131H44ZM63 132H64V131H63ZM65 132H66V131H65ZM77 132H78V130H77ZM112 132H113V130H112ZM112 132H111V133H112ZM115 132H116V131H115ZM145 132H146V131H145ZM151 132H152V131H151ZM184 132H185V131H184ZM201 132H202V131H201ZM210 132H211V131H210ZM60 133H61V132H60ZM113 133H114V132H113ZM177 133H178V132H177ZM194 133H195V132H194ZM6 134H7V133H6ZM28 134H29V133H28ZM43 134H44V133H43ZM65 134H67V133H65ZM81 134H82V133H81ZM101 134H102V132H101ZM146 134H147V133H146ZM152 134H153V133H152ZM195 134H196V133H195ZM209 134H210V133H209ZM243 134H244V132H243ZM25 135H26V134H25ZM31 135H32V134H31ZM39 135H40V134H39ZM39 135H38V136H39ZM62 135H63V134H62ZM71 135H72V134H71ZM73 135H74V134H73ZM177 135H178V134H177ZM186 135H188V134H186ZM52 136H53V135H52ZM64 136H65V135H64ZM126 136H127V135H126ZM130 136H131V135H130ZM188 136H189V135H188ZM192 136H193V135H192ZM228 136H229V135H228ZM235 136H238V135H235ZM29 137H30V136H29ZM35 137H37V135H36ZM53 137H54V136H53ZM66 137H67V136H66ZM75 137H76V136H75ZM75 137H74V138H75ZM124 137H125V136H124ZM165 137H166V136H165ZM165 137H164V138H165ZM171 137H172V136H170V138H171ZM181 137H182V136H181ZM185 137H186V136H185ZM195 137H196V136H195ZM233 137H234V136H233ZM7 138H8V137H7ZM30 138H31V137H30ZM47 138H48V137H47ZM108 138H109V137H108ZM141 138H142V136H141ZM143 138H144V137H143ZM178 138H179V137H178ZM187 138H189V137H187ZM191 138H192V137H191ZM193 138H194V137H193ZM218 138H219V137H218ZM236 138H237V137H236ZM36 139L38 140V137H37ZM60 139H61V138H60ZM60 139H59V140H60ZM90 139H91V138H90ZM156 139H157V138H156ZM198 139H200V138H198ZM198 139H197V140H198ZM211 139H212V137H211ZM216 139H217V138H216ZM7 140H8V139H7ZM49 140H50V139H49ZM51 140H53L52 137H51ZM51 140H50V141H51ZM54 140H55V139H54ZM59 140H58V141H59ZM88 140H89V139H88ZM120 140H121V139H120ZM131 140H132V139H131ZM183 140H184V139H183ZM189 140H190V139H189ZM201 140H202V139H201ZM233 140H234V139H233ZM245 140H246V139H245ZM248 140H249V139H248ZM0 141H1V140H0ZM43 141H44V140H43ZM43 141H42V142H43ZM79 141H80V140H79ZM113 141H114V140H113ZM155 141H156V140H155ZM220 141H221V140H220ZM234 141H235V140H234ZM3 142H4V141H3ZM67 142H68V141H67ZM87 142H91V141H87ZM115 142H116V141H115ZM119 142H120V141H119ZM125 142H127V141H125ZM147 142H148V141H147ZM162 142H163V140H162ZM198 142H199V140H198ZM201 142L204 143L205 141L203 140V141H201ZM206 142H207V141H206ZM216 142H217V141H216ZM238 142H239V141H238ZM244 142H245V141H244ZM4 143H5V142H4ZM50 143H51V142H50ZM59 143H60V141H59ZM94 143H96V142H94ZM112 143H113V142H112ZM160 143H161V142H160ZM186 143H187V142H186ZM203 143H202V144H203ZM212 143H213V142H212ZM219 143H220V142H219ZM245 143H246V142H245ZM28 144H29V143H28ZM33 144H34V143H33ZM53 144H54V143H53ZM68 144H69V143H68ZM68 144H65V145L67 146ZM78 144H79V142H78ZM82 144H84V142H83ZM85 144H86V142H85ZM98 144H99V143H98ZM98 144L96 143L97 146H98ZM115 144H116V143H115ZM184 144H185V141H184ZM188 144H189V143H188ZM190 144H191V143H190ZM210 144H211V143H210ZM4 145H5V144H4ZM9 145H10V144H9ZM16 145H17V144H16ZM55 145H56V144H55ZM59 145H60V144H59ZM62 145H63V144H62ZM80 145H81V144H79V146H80ZM106 145H107V144H106ZM120 145H121V144H120ZM122 145H123V144H122ZM125 145H126V143H125ZM139 145H141V144H139ZM208 145H209V144H208ZM239 145L242 146L243 144H242V143H239ZM258 145H259V144H258ZM11 146H12V145H11ZM34 146H35V145H34ZM45 146H46V145H45ZM48 146H49V145H48ZM51 146H52V145H50V147H51ZM53 146H54V145H53ZM69 146H71V145H69ZM75 146H76V144H75ZM159 146H161V145L159 144ZM191 146H192V144H191ZM203 146H204V145H203ZM214 146H215V145H214ZM252 146H253V145H252ZM50 147H49V148H50ZM56 147H58V146H56ZM72 147H73V146H72ZM122 147H123V146H122ZM127 147H128V146H127ZM151 147H152V146H150V149H151ZM208 147H209V146H208ZM208 147H207V148H208ZM219 147H220V146H219ZM239 147H240V146H239ZM253 147H254V146H253ZM45 148H47V147H45ZM65 148H66V147H65ZM78 148H79V147H78ZM120 148H121V147H120ZM132 148H133V147H132ZM134 148H135V147H134ZM147 148H148V147H147ZM155 148H157V147H155ZM240 148H241V147H240ZM3 149H4V148H3ZM68 149H70V148H68ZM71 149H72V148H71ZM93 149H94V146H93ZM122 149H123V148H122ZM150 149H149V151H150ZM175 149H176V148H175ZM175 149L173 148V150H175ZM201 149H202V148H201ZM203 149H205V148H203ZM219 149H220V148H219ZM72 150H73V149H72ZM126 150H127V149H126ZM215 150H216V149H215ZM250 150H251V149H250ZM262 150H263V149H262ZM7 151H8V150H7ZM22 151H23V150H22ZM74 151H75V150H74ZM80 151H81V150H80ZM140 151H141V150H140ZM190 151H191V150H190ZM201 151H202V150H201ZM222 151H223V150H222ZM246 151H247V150H246ZM255 151H256V150H255ZM77 152H78V151H77ZM107 152H108V150H107ZM137 152H138V151H137ZM141 152H142V151H141ZM145 152H146V151H145ZM211 152H212V151H211ZM6 153H7V152H6ZM6 153H5V154H6ZM16 153H17V152H16ZM73 153H74V152H73ZM112 153H113V152H112ZM122 153H123V152H122ZM124 153H125V151H124ZM142 153H143V152H142ZM146 153H147V152H146ZM163 153H164V152H163ZM184 153H185V151H184ZM249 153H250V152H249ZM256 153H257V152H256ZM259 153H260V151H259ZM9 154H10V153H9ZM22 154H24V153H22ZM27 154H28V153H27ZM33 154H34V152H33ZM60 154H61V153H60ZM60 154H59V155H60ZM69 154H70V152H69ZM92 154H93V153H92ZM110 154H111V153H110ZM139 154H140V153H139ZM173 154H174V153H173ZM260 154H261V153H260ZM7 155H8V154H7ZM62 155H63V154H62ZM124 155H125V154H124ZM126 155H127V154H126ZM188 155H189V154H188ZM211 155H212V154H211ZM211 155H210V156H211ZM257 155H258V154H257ZM31 156H32V155H31ZM57 156H58V154H57ZM68 156H69V155H68ZM110 156H111V155H110ZM142 156L144 157L143 154H142ZM158 156H159V155H158ZM158 156H157V157H158ZM210 156H209V157H210ZM213 156H214V155H212V157H213ZM254 156H256V155H254ZM4 157H5V156H4ZM10 157H11V156H10ZM40 157H41V156H40ZM44 157H46V156H44ZM62 157H63V156H62ZM117 157H119V156H117ZM120 157H121V156H120ZM148 157H149V156H148ZM207 157H208V156H207ZM207 157H206V158H207ZM214 157H215V156H214ZM31 158H32V157H30V159H31ZM35 158H36V157H35ZM42 158H43V157H42ZM58 158H60V156H59ZM63 158H64V157H63ZM121 158H122V157H121ZM154 158H155V157H154ZM0 159H1V158H0ZM24 159H25V158H24ZM27 159H28V158H27ZM40 159H41V158H40ZM76 159H77V158H76ZM83 159H84V158H83ZM123 159H124V158H123ZM163 159H165V158H163ZM215 159H216V158H215ZM258 159H259V157H258ZM3 160H4V159H3ZM13 160H15V159L13 158ZM13 160H12V161H13ZM28 160H29V159H28ZM130 160H131V159H130ZM142 160H143V158H142ZM144 160H145V159H144ZM201 160H202V159H201ZM19 161H20V160H19ZM44 161H45V160H44ZM77 161H78V160H77ZM114 161H116V160H114ZM119 161H120V160H119ZM124 161H125V159H124ZM155 161H156V160H155ZM192 161H193V160H192ZM260 161H262V160H260ZM260 161L258 162L259 164H260ZM28 162H29V161H28ZM73 162H74V161H73ZM142 162H143V164H144V161H142ZM198 162H199V161H198ZM208 162H209V161H208ZM208 162H207V163H208ZM31 163H32V161H31ZM51 163H52V162H51ZM56 163H57V162H56ZM61 163H63V162H61ZM61 163H60V164H61ZM70 163H71V162H70ZM115 163H116V162H115ZM3 164H4V162H3ZM57 164H58V163H57ZM68 164H69V163H68ZM75 164H78V163L76 162ZM82 164H83V163H82ZM121 164H122V163H121ZM128 164H129V163H128ZM147 164H148V163H147ZM149 164H150V163H149ZM156 164H157V163H156ZM204 164H205V163H204ZM262 164H263V163H262ZM262 164H261V165H262ZM11 165H12V164H11ZM14 165H15V164H14ZM37 165H38V164H37ZM73 165H74V164H73ZM78 165H79V164H78ZM125 165H126V164H125ZM137 165H138V164H137ZM201 165H202V164H201ZM30 166H31V165H30ZM38 166H39V165H38ZM126 166H127V165H126ZM126 166H125V168H126ZM148 166H149V165H148ZM163 166H164V165H163ZM31 167H32V166H31ZM51 167H52V166H51ZM113 167H114V166H113ZM113 167H112V168H113ZM131 167H132V166H131ZM138 167H139V165H138ZM149 167H150V166H149ZM261 167H263V166H261ZM52 168H53V167H52ZM58 168H59V167H58ZM58 168H57V169H58ZM76 168H77V167H76ZM132 168H133V167H132ZM161 168H162V167H161ZM194 168H195V167H194ZM197 168H198V167H197ZM197 168H196V169H197ZM13 169H14V168H13ZM31 169H32V168H31ZM77 169H78V168H77ZM79 169H80V168H79ZM141 169H142V168H141ZM141 169H140V170H141ZM150 169H151V168H149L148 170H150ZM196 169H195V170H196ZM46 170H47V169H46ZM260 170H261V168H260ZM81 171H82V170H81ZM117 171H118V170H117ZM119 171H121V170H119ZM138 171H139V170H138ZM154 171H155V169H154ZM180 171H181V170H180ZM193 171H194V170H193ZM193 171H192V172H193ZM1 172H2V171H1ZM23 172H24V170H23ZM23 172H22V173H23ZM71 172H72V171H71ZM74 172H76V171L74 170ZM78 172H79V171H78ZM78 172H77V173H78ZM121 172H122V171H121ZM213 172H214V171H213ZM230 172H231V171H230ZM259 172H260V171H259ZM11 173H12V172H11ZM25 173H26V172H25ZM27 173H28V172H27ZM53 173H54V172H53ZM77 173H75V174H77ZM132 173H133V172H132ZM171 173H172V170H171ZM262 173H263V172H262ZM262 173H261V174H262ZM86 174H89V173H86ZM147 174H148V173H147ZM176 174H177V173H176ZM194 174H195V173H194ZM197 174H198V173H197ZM234 174H235V173H234ZM237 174H238V173H237ZM17 175H18V174H17ZM52 175H53V174H52ZM232 175H233V174H232ZM4 176H5V175H4ZM62 176H63V175H62ZM73 176H74V175H73ZM117 176H118V175H117ZM128 176H129V175H127L126 177H128ZM138 176H139V175H138ZM174 176H175V174H174ZM240 176H243V175H240ZM247 176H248V175H247ZM11 177H12V176H11ZM87 177H88V176H87ZM132 177H133V176H132ZM167 177H168V176H167ZM189 177H190V176H189ZM205 177H206V176H205ZM236 177H237V176H236ZM259 177H261V176H259ZM12 178H13V177H12ZM28 178H30V177H28ZM88 178H89V177H88ZM245 178H246V177H245ZM257 178H258V177H257ZM8 179H9V178H8ZM31 179H32V178H31ZM63 179H64V178H63ZM127 179H128V178H127ZM136 179H137V178H136ZM173 179H174V178H173ZM176 179H177V178H176ZM176 179H175V180H176ZM179 179H180V178H179ZM201 179H202V178H201ZM206 179H207V178H206ZM214 179H215V178H214ZM234 179H235V178H234ZM242 179H243V178H242ZM40 180H41V179H40ZM40 180H39V181H40ZM49 180H50V179H49ZM77 180H78V179H77ZM91 180H92V178H91ZM139 180H140V179H139ZM235 180H236V179H235ZM14 181H15V180H14ZM58 181H59V180H58ZM75 181H76V180H75ZM93 181H94V180H93ZM141 181H142V180H141ZM141 181H140V182H141ZM156 181H157V180H156ZM206 181H207V180H206ZM208 181H209V180H208ZM12 182H13V181H12ZM41 182H42V181H41ZM48 182H49V181H48ZM124 182H125V181H124ZM143 182H144V181H143ZM162 182H163V181H162ZM244 182H245V181H244ZM22 183H23V182H22ZM24 183H25V182H24ZM128 183H129V182H128ZM128 183H127V184H128ZM133 183H134V182H133ZM133 183H132V184H133ZM141 183H142V182H141ZM150 183H151V182H150ZM185 183H187V181H186ZM242 183H243V182H242ZM246 183H247V182H246ZM248 183H249V182H248ZM11 184H12V183H11ZM57 184H58V183H57ZM129 184H130V183H129ZM142 184H143V183H142ZM210 184H211V183H210ZM14 185H15V184H14ZM16 185H17V184H16ZM21 185H22V184H21ZM21 185H20V186H21ZM98 185H99V184H98ZM101 185H102V184H101ZM120 185H121V184H120ZM123 185H124V184H123ZM123 185H122L121 189L123 188ZM243 185H244V184H243ZM245 185H246V184H245ZM20 186H19V187H20ZM22 186H23V185H22ZM35 186H36V185H35ZM86 186H87V185H86ZM117 186H118V185H117ZM140 186H141V185H140ZM160 186H161V185H160ZM11 187H12V185H11ZM11 187H10V188H11ZM19 187H18V188H19ZM23 187H24V186H23ZM38 187H39V186H38ZM83 187H84V186H83ZM88 187H89V186H88ZM113 187H114V186H113ZM119 187H120V186H119ZM124 187H125V186H124ZM175 187H176V186H175ZM178 187H179V186H178ZM178 187H177V190H178ZM228 187H230V186H228ZM5 188H6V187H5ZM12 188H13V187H12ZM36 188H37V186H36ZM39 188L41 189V187H39ZM58 188H59V186H58ZM96 188L98 189L99 187H96ZM101 188H102V186H101ZM115 188H117V187H114V189H115ZM135 188H136V187H135ZM135 188H134V189H135ZM141 188H142V187H141ZM191 188H192V187H191ZM193 188H196V187L193 186ZM245 188H246V187H245ZM13 189H14V188H13ZM73 189H74V188H73ZM97 189H96V190H97ZM102 189H103V188H102ZM106 189H107V188H106ZM123 189H124V188H123ZM148 189H149V188H148ZM233 189H234V188H233ZM6 190H7V189H6ZM14 190H15V189H14ZM27 190H28V189H27ZM30 190H31V189H30ZM35 190H36V189H35ZM58 190H60V189H58ZM125 190H126V188H125ZM127 190H128V189H127ZM129 190H130V189H129ZM142 190H143V189H142ZM149 190H150V189H149ZM163 190H164V189H163ZM235 190H236V189H235ZM250 190H251V189H249V192H251ZM12 191H13V190H12ZM12 191H11V192H12ZM93 191H94V190H93ZM156 191H157V189H156ZM156 191H155V193H156ZM8 192H9V190H8ZM17 192H20V191H17ZM106 192H107V191H106ZM106 192H104V193H106ZM122 192H123V191H122ZM128 192H130V191H128ZM166 192H167V191H166ZM166 192H165V193H166ZM190 192H191V193H194V192H192V191H190ZM27 193H28V192H27ZM83 193H84V192H83ZM89 193H90V192H89ZM99 193H100V192H99ZM133 193H134V192H133ZM142 193H143V192H142ZM19 194H21V193H18V195H19ZM61 194H62V193H61ZM90 194H91V193H90ZM109 194H111V193H109ZM112 194H113V193H112ZM116 194H117V193H116ZM116 194H115V195H116ZM169 194H170V193H169ZM174 194H175V193H174ZM176 194H177V193H176ZM240 194H241V193H240ZM245 194H246V193H245ZM27 195H28V194H27ZM34 195H35V194H34ZM44 195H45V194H44ZM92 195H93V194H92ZM92 195H91V196H92ZM96 195H97V194H96ZM131 195H132V194H131ZM144 195H146V194H144ZM152 195H153V194H152ZM166 195H167V194H166ZM180 195H181V194H180ZM191 195H192V194H191ZM248 195H249V194H248ZM87 196H89V194H87ZM91 196H89V197H91ZM127 196H128V193H127ZM132 196H133V195H132ZM156 196H157V195H156ZM193 196H194V195H193ZM246 196H247V194H246ZM250 196H251V194H250ZM11 197H13V196H11ZM72 197H73V196H72ZM89 197H88V198H89ZM99 197H100V196H99ZM113 197H114V196H113ZM140 197H142V196H140ZM175 197H176V196H175ZM180 197H181V196H180ZM261 197H262V196H261ZM34 198H36V196H35ZM40 198H41V197H40ZM66 198H67V197H66ZM73 198H74V197H73ZM115 198H116V197H115ZM134 198H135V197H134ZM156 198H157V197H156ZM171 198H172V197H171ZM177 198H178V197H177ZM243 198H244V196H243ZM13 199H14V198H13ZM130 199H131V198H130ZM244 199H245V198H244ZM38 200H39V198H38ZM49 200H50V199H49ZM90 200H91V198H90ZM100 200H101V199H100ZM100 200H99V201H100ZM112 200H113V199H112ZM137 200H138V199H137ZM146 200H147V199H146ZM148 200H149V199H148ZM151 200H152V199H151ZM172 200H173V199H172ZM92 201H93V200H92ZM96 201H97V200H96ZM179 201H184V200H182V199L180 200V199H179ZM200 201H201V200H200ZM200 201H199V203H200ZM204 201H205V200H204ZM244 201H245V200H244ZM1 202H2V201H1ZM110 202H111V201H110ZM125 202H126V201H125ZM139 202H140V201H139ZM148 202H149V201H148ZM170 202H171V201H170ZM201 202H203V201H201ZM235 202H236V201H235ZM66 203H67V202H66ZM128 203H129V202H128ZM140 203H141V202H140ZM143 203H144V202H143ZM180 203H181V202H180ZM180 203H179V204H180ZM195 203H196V202H195ZM195 203H194V204H195ZM54 204H55V203H54ZM84 204H85V203H84ZM87 204H88V202H87ZM129 204H130V203H129ZM131 204H132V203H131ZM141 204H142V203H141ZM150 204H151V203H150ZM152 204H153V203H152ZM192 204H193V203H192ZM204 204L207 205L206 201H205ZM8 205H9V204H8ZM42 205H43V204H42ZM82 205H83V204H82ZM122 205H123V204H122ZM208 205H209V204H208ZM245 205H247V203H246ZM1 206H2V205H1ZM38 206H39V205H38ZM68 206H69V205H68ZM74 206H75V205H73V207H74ZM151 206H152V205H151ZM174 206H175V205H174ZM184 206H185V205H184ZM242 206H243V205H242ZM20 207H21V206H20ZM73 207H72V208H73ZM92 207H93V206H92ZM95 207H96V206H95ZM114 207H115V206H114ZM130 207H131V206H130ZM154 207H155V206H154ZM172 207H173V206H172ZM180 207H182V206H180ZM6 208H7V207H6ZM43 208H44V207H43ZM67 208H68V207H67ZM67 208H66V209H67ZM196 208H197V207H196ZM198 208H199V207H198ZM223 208H224V207H223ZM226 208H227V207H226ZM229 208H230V207H228V209H229ZM257 208H258V207H257ZM3 209H5V208H2V210H3ZM17 209H19V208H17ZM44 209H45V208H44ZM78 209H79V208H78ZM96 209H97V208H96ZM127 209H128V207H127ZM182 209H184V208H182ZM186 209H188V208H186ZM201 209H203V208H201ZM201 209H200V210H201ZM224 209H225V208H224ZM231 209H232V208H231ZM245 209H246V208H245ZM25 210H26V209H25ZM25 210H24V211H25ZM29 210H30V209H29ZM53 210H54V209H53ZM59 210H60V209H59ZM97 210H99V209H97ZM104 210H105V209H104ZM205 210H206V209H204V211H205ZM241 210H242V209H241ZM256 210H257V209H256ZM259 210H260V209H259ZM8 211H11V210L9 209ZM42 211H43V210H42ZM66 211L68 212V210H65L64 212H66ZM78 211H79V210H78ZM174 211H175V210H174ZM186 211H187V210H186ZM231 211H232V210H231ZM234 211H235V210H234ZM261 211H262V210H261ZM76 212H77V211H76ZM76 212H75V213H76ZM80 212H81V211H79V213H80ZM132 212L134 213V211H132ZM188 212H189V210H188ZM256 212H257V211H256ZM48 213H49V212H48ZM68 213H69V212H68ZM81 213H82V212H81ZM155 213H156V211H155ZM159 213H160V212H159ZM177 213H178V212H177ZM194 213H195V212H194ZM220 213H222V211H221ZM38 214H39V213H38ZM55 214H56V213H55ZM58 214H59V213H58ZM90 214H91V213H90ZM120 214H121V212H120ZM161 214H162V213H161ZM161 214H160V215H161ZM173 214H174V212H173ZM187 214H188V213H187ZM218 214H219V212H218ZM239 214H240V213H239ZM9 215H11V214H9ZM14 215H15V214H14ZM18 215H19V214H18ZM42 215H43V213H42ZM91 215H92V214H91ZM157 215H158V214H157ZM189 215H191V214L189 213ZM226 215H227V214H226ZM254 215H255V214H254ZM78 216H79V215H78ZM118 216H119V215H118ZM135 216H137V215H135ZM166 216H168V215H166ZM178 216H179V215H178ZM217 216H218V215H217ZM222 216H223V215H222ZM237 216H238V215H237ZM240 216H242V215H240ZM256 216H258V214H257ZM55 217H56V216H55ZM119 217H120V216H119ZM125 217H126V216H125ZM215 217H216V216H215ZM235 217H236V216H235ZM235 217H234V218H235ZM11 218H12V216H11ZM45 218H46V217H45ZM50 218H51V217H50ZM50 218H47V219H50ZM57 218H58V217H57ZM89 218H90V217H89ZM122 218H123V217H122ZM181 218H182V217H181ZM187 218H188V216H187ZM195 218H196V217H195ZM15 219H16V218H15ZM161 219H162V218H161ZM171 219H172V218H171ZM214 219H216V218H214ZM217 219H218V218H217ZM217 219H216V220H217ZM226 219H227V218H226ZM235 219H236V218H235ZM17 220H18V219H17ZM50 220H51V219H50ZM74 220H75V219H74ZM122 220H123V219H122ZM227 220H229V219H227ZM230 220H231V219H230ZM245 220H246V219H245ZM9 221H11V220H9ZM45 221H46V220H45ZM80 221H81V220H80ZM115 221H116V220H115ZM174 221H175V220H174ZM198 221H199V220H198ZM213 221H214V220H213ZM237 221H238V220H237ZM14 222H15V221H14ZM40 222H41V221H40ZM59 222H60V221H59ZM116 222H117V221H116ZM131 222H132V220H131ZM152 222H153V221H152ZM221 222H222V221H221ZM230 222H231V221H230ZM230 222H228V223H230ZM234 222H235V221H234ZM10 223H12V221H11ZM57 223H58V222H57ZM70 223H71V221H70ZM119 223H120V222H119ZM2 224H3V223H2ZM216 224H217V226H218V223H216ZM237 224H238V223H237ZM5 225H6V224H5ZM5 225H4V226H5ZM20 225H21V224H20ZM58 225H59V224H58ZM152 225H153V224H152ZM234 225H236V224H234ZM52 226H53V225H52ZM52 226H51V227H52ZM60 226H61V224H60ZM72 226H73V225H72ZM97 226H98V225H97ZM99 226H100V225H99ZM113 226H114V225H113ZM129 226H130V225H129ZM147 226H148V225H147ZM147 226H146V227H147ZM158 226H159V225H158ZM171 226H172V225H171ZM180 226H181V225H180ZM183 226H184V225H183ZM207 226H208V225H207ZM247 226H248V225H247ZM17 227H18V226H17ZM95 227H96V226H95ZM142 227H143V226H141V229H143ZM169 227H170V226H169ZM215 227H216V226H215ZM215 227H214V228H215ZM224 227H226V225H225ZM229 227H230V225H229ZM250 227H251V226H250ZM4 228H5V227H4ZM9 228H10V227H9ZM12 228H13V227H12ZM40 228H41V227H40ZM64 228H65V227H64ZM72 228H73V227H72ZM79 228H80V227H79ZM129 228H130V227H129ZM139 228H140V227H139ZM147 228H148V227H147ZM150 228H153V227H150ZM170 228H171V227H170ZM186 228H187V227H186ZM219 228H220V226H219ZM219 228H217V229H219ZM235 228H236V227H235ZM244 228H245V227H244ZM43 229H44V228H43ZM69 229H70V228H69ZM93 229H94V226H93ZM114 229H115V228H114ZM126 229H127V228H126ZM188 229H189V228H188ZM193 229H194V228H193ZM193 229H192V230H193ZM197 229H198V228H197ZM220 229H221V228H220ZM227 229H228V231H229V228H227ZM230 229H231V228H230ZM255 229H256V228H255ZM2 230H3V229H2ZM12 230H13V229H12ZM66 230H68V229H66ZM66 230H65V231H66ZM70 230H71V229H70ZM91 230H92V229H91ZM101 230H102V229H101ZM139 230H140V229H139ZM155 230H156V229H155ZM235 230H236V229H235ZM244 230H247V228L244 229ZM13 231H14V230H13ZM22 231H23V230H22ZM39 231H40V230H39ZM79 231H80V230H79ZM92 231H93V230H92ZM102 231H103V230H102ZM142 231H143V230H142ZM150 231H151V230H150ZM170 231H171V230H170ZM221 231H222V230H221ZM41 232H42V231H41ZM41 232H40V233H41ZM75 232H76V231H75ZM97 232H98V231H97ZM99 232H100V231H99ZM122 232H123V231H122ZM138 232H139V231H138ZM157 232H158V231H157ZM187 232H188V231H187ZM195 232H196V231H195ZM13 233H14V232H13ZM72 233H73V232H72ZM85 233H86V232H85ZM159 233H160V232H159ZM222 233H224V232H222ZM225 233H229V232H225ZM232 233H233V232H232ZM244 233H245V231H244ZM11 234H12V233H11ZM80 234H81V233H80ZM97 234H98V233H97ZM146 234H147V233H146ZM157 234H158V233H157ZM167 234H168V233H167ZM185 234H186V233H185ZM8 235H9V234H8ZM17 235H18V234H17ZM19 235H20V233H19ZM40 235H41V234H40ZM86 235H87V234H86ZM137 235H138V234H137ZM151 235H152V234H151ZM168 235H169V234H168ZM200 235H201V234H200ZM13 236H14V235H13ZM53 236H54V235H53ZM57 236H58V235H57ZM71 236H72V235H71ZM73 236H74V235H73ZM102 236L104 237V235H102ZM157 236H158V235H157ZM181 236H182V235H181ZM181 236H180V237H181ZM242 236H243V235H242ZM249 236H250V235H249ZM99 237H100V236H99ZM126 237H127V236H126ZM139 237H140V236H139ZM160 237H161V236H160ZM172 237H173V236H172ZM172 237H170V238H172ZM200 237L202 238V236H200ZM221 237H222V236H221ZM236 237H237V235H236ZM10 238H11V237H10ZM53 238H54V237H53ZM76 238H78V237H76ZM76 238H75V240H76ZM80 238H81V237H80ZM92 238H93V237H92ZM203 238H204V237H203ZM230 238H231V237H230ZM247 238H248V237H247ZM5 239H6V238H5ZM13 239H14V237H13ZM16 239H17V238H16ZM143 239H144V238H143ZM236 239H237V238H236ZM6 240H7V239H6ZM47 240H48V239H47ZM54 240H55V239H53L52 241H54ZM77 240H79V239H77ZM81 240H82V239H81ZM83 240H84V239H83ZM87 240H88V239H87ZM155 240H156V239H155ZM230 240H231V239H230ZM263 240H264V239H263ZM7 241H8V240H7ZM10 241H11V240H10ZM97 241H98V238H97ZM176 241H177V240H176ZM187 241H188V240H187ZM190 241H191V240H190ZM250 241H251V240H250ZM260 241H261V240H260ZM17 242H18V241H17ZM46 242H47V241H46ZM55 242H56V241H55ZM94 242H95V241H94ZM143 242H144V241H143ZM145 242H146V241H145ZM192 242H193V241H192ZM251 242H254V241H251ZM261 242H262V241H261ZM43 243H44V242H43ZM182 243H183V241H182ZM213 243H214V242H213ZM254 243H255V242H254ZM258 243H259V242H258ZM263 243H264V242H263ZM6 244H7V242H6ZM9 244H10V243H9ZM19 244H20V243H19ZM73 244H74V243H73ZM84 244H85V243H84ZM157 244H158V243H157ZM176 244H177V242H176ZM178 244H179V243H178ZM221 244H222V243H221ZM232 244H233V243H232ZM239 244H240V243H239ZM243 244H244V243H243ZM259 244H260V243H259ZM16 245H17V244H16ZM16 245H15V246H16ZM50 245H51V244H50ZM81 245H82V244H81ZM86 245H87V244H86ZM144 245H146V244H144ZM211 245H212V243H211ZM217 245H218V244H217ZM217 245H216V246L214 245V246L217 247ZM235 245H236V243H235ZM260 245H261V244H260ZM53 246H54V245H53ZM56 246H57V245H56ZM56 246H55V247H56ZM95 246H96V245H95ZM98 246H100V245H98ZM156 246H157V245H156ZM188 246H189V245H188ZM205 246H206V245H205ZM239 246H240V245H239ZM250 246H251V245H250ZM3 247H4V246H3ZM7 247H8V246H7ZM9 247H10V246H9ZM85 247H86V246H85ZM203 247H204V246H203ZM203 247H202V248H203ZM237 247H238V246H237ZM237 247H236V248H237ZM244 247H246V245H245ZM251 247H252V246H251ZM262 247H263V246H262ZM1 248H2V247H1ZM5 248H6V246H5ZM5 248H4V249H5ZM15 248H16V247H15ZM20 248H21V247H20ZM116 248H117V247H116ZM161 248H162V246H161ZM166 248H167V247H166ZM174 248H176V246H175ZM181 248H182V247H181ZM181 248H180V249H181ZM188 248H189V247H188ZM217 248H218V247H217ZM233 248H234V247H233ZM247 248H248V247H247ZM254 248H255V247H254ZM254 248H253V250H254ZM257 248H258V247H257ZM6 249H7V248H6ZM8 249H9V248H8ZM16 249H17V248H16ZM16 249H15V250H16ZM140 249H141V248H140ZM157 249H158V248H157ZM190 249H191V248H190ZM190 249H189V250H190ZM210 249H211V248H210ZM250 249H251V248H250ZM250 249H249V250H250ZM260 249H261V247H260ZM61 250H62V249H61ZM64 250H65V249H64ZM129 250H130V249H129ZM185 250H186V249H185ZM203 250H204V249H203ZM205 250H206V249H205ZM217 250H218V249H217ZM235 250H236V249H235ZM253 250H252V252H253ZM22 251H23V250H22ZM22 251H21V254L23 253ZM24 251H25V250H24ZM133 251H134V250H133ZM149 251H150V250H149ZM182 251H183V250H182ZM186 251H188V250H186ZM209 251H210V250H209ZM218 251H219V250H218ZM224 251H225V250H224ZM232 251H233V249H232ZM8 252H9V251H8ZM10 252H11V251H10ZM10 252H9V253H10ZM89 252H90V250H89ZM131 252H132V251H131ZM134 252H135V251H134ZM147 252H148V251H147ZM152 252H153V251H152ZM194 252H195V251H194ZM3 253H4V252H3ZM19 253H20V252H19ZM50 253H51V252H50ZM68 253H69V251H68ZM74 253H75V252H74ZM106 253H107V252H106ZM136 253H137V251H136ZM140 253H141V252H140ZM164 253H165V252H164ZM164 253H163V254H164ZM187 253H188V252H187ZM197 253H198V252H197ZM218 253H219V252H218ZM254 253H256V252H254ZM17 254H18V253H17ZM77 254H79V253H77ZM86 254H87V253H86ZM108 254H109V253H108ZM137 254H138V253H137ZM163 254H162V256H163ZM168 254H169V253H168ZM168 254H167V255H168ZM180 254H182V253H180ZM189 254H190V253H189ZM189 254H188V255H189ZM195 254H196V253H195ZM203 254H205V253H203ZM209 254H210V253H209ZM214 254H216V253H214ZM231 254H232V253H231ZM13 255H14V254H13ZM24 255H25V254H24ZM27 255H28V254H27ZM63 255H64V254H63ZM70 255H71V254H70ZM134 255H135V253H134ZM154 255H156V254H154ZM169 255H170V254H169ZM169 255H168V256H169ZM171 255H172V254H171ZM197 255H198V254H197ZM197 255H196V256H197ZM205 255H206V254H205ZM223 255H224V254H223ZM252 255H253V254H252ZM19 256H20V255H19ZM91 256H92V255H91ZM102 256H103V255H102ZM168 256H167V257H168ZM173 256H175V255H173ZM199 256H200V255H199ZM213 256H214V255H213ZM221 256H222V255H221ZM226 256H227V254H226ZM33 257H34V256H33ZM33 257H32V258H33ZM38 257H39V255H38ZM149 257H150V255H149ZM154 257H155V256H154ZM228 257H230V256H228ZM2 258H3V257H2ZM12 258H13V257H12ZM19 258H20V257H19ZM86 258H87V257H86ZM106 258H107V257H106ZM139 258H140V257H139ZM144 258H145V257H144ZM164 258H165V256H164ZM178 258H179V257H178ZM186 258H187V256H186ZM186 258H185V259H186ZM202 258H203V257H202ZM202 258H201V259H202ZM6 259H7V258H6ZM33 259H34V258H33ZM133 259H134V258H133ZM152 259L155 261L156 258H155V259L152 258ZM157 259H158V258H157ZM170 259H171V258H170ZM180 259H182V258H180ZM180 259H179V261H180ZM203 259H204V258H203ZM205 259H206V258H205ZM225 259H226V258H225ZM230 259H231V258H230ZM237 259H238V258H237ZM237 259H236V260H237ZM239 259H241V258H239ZM249 259H250V258H249ZM11 260H12V259H11ZM23 260H24V259H23ZM143 260L145 261V259H143ZM192 260H194V259H192ZM206 260H209V259H206ZM252 260H253V259H252ZM255 260H256V259H255ZM98 261H99V260H98ZM151 261H152V260H151ZM154 261H153V262H154ZM167 261H168V260H167ZM228 261H229V260H228ZM231 261H232V260H231ZM233 261H234V260H233ZM233 261H232V262H233ZM243 261H244L245 264H246V261H245V260H243ZM7 262H8V261H7ZM34 262H35V259H34ZM34 262H33V263H34ZM59 262H60V261H59ZM59 262H58V263H59ZM70 262H71V261H70ZM82 262H84V261H82ZM101 262H102V261H101ZM170 262H171V260H170ZM181 262H182V261H181ZM217 262H218V261H217ZM236 262H237V261H236ZM240 262H241V261H240ZM240 262H238V263H240ZM260 262H261V261H260ZM144 263H146V262H144ZM154 263H155V262H154ZM191 263H192V262H191ZM195 263H196V261H195ZM207 263H209V262H207ZM211 263H212V262H211ZM218 263H219V262H218ZM222 263H224V262H222ZM248 263H250V262H248ZM261 263H263V261H262ZM6 264H7V263H6ZM18 264H19V263H18ZM28 264H29V263H28ZM35 264H36V263H35ZM147 264H149V263H147ZM181 264H182V263H181ZM189 264H190V263H189ZM199 264H200V263H199ZM201 264H202V263H201ZM224 264H226V263H224ZM229 264H230V263H229ZM242 264H243V263H242ZM259 264H260V263H259Z\"/></svg>","mask_w":264,"mask_h":264}]
</instances>
